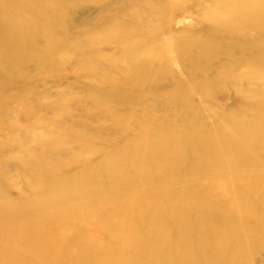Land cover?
Segmentation results:
<instances>
[{
  "label": "rangeland",
  "instance_id": "1",
  "mask_svg": "<svg viewBox=\"0 0 264 264\" xmlns=\"http://www.w3.org/2000/svg\"><path fill=\"white\" fill-rule=\"evenodd\" d=\"M57 1L0 0V54L12 45L15 27L24 28L22 43L30 51L17 68L0 55V229L24 233L36 225L44 234L47 221L73 214L77 227L106 209L109 218L144 231L150 213L140 211L139 200L218 183L213 220L229 206L238 210L230 222L244 228V262L264 264V244L252 249L240 208L241 194L252 186L247 177L264 181V135L241 134L253 116L249 104L264 102V80L236 77L246 69L264 72V19L247 21L225 0H62L56 12ZM163 132H209L216 150L203 151L208 161L176 153L166 174L158 167L139 173L130 163L120 180L103 172L101 180L85 182L82 195L55 191V183L83 167L103 166L108 155H139V139L153 148ZM177 136L179 150L184 140ZM257 191L261 197L264 189ZM66 223L60 220L58 228ZM102 224L91 230L114 251L118 239ZM72 245L56 251L57 264L77 250ZM8 249L6 260L38 264L22 243ZM53 254L46 264H54Z\"/></svg>",
  "mask_w": 264,
  "mask_h": 264
},
{
  "label": "bare ground",
  "instance_id": "2",
  "mask_svg": "<svg viewBox=\"0 0 264 264\" xmlns=\"http://www.w3.org/2000/svg\"><path fill=\"white\" fill-rule=\"evenodd\" d=\"M13 1L15 4L16 0ZM225 3L229 10L241 15L247 21L264 19V0H225ZM52 5H56L54 6L56 12H60L63 1H57ZM39 17L42 18L41 15ZM18 22L21 23L19 20ZM15 28L17 29H14L15 37L12 45L2 47V55H0L3 64L8 65L7 63H9V65H12L11 67L17 68L30 51L22 43L26 34L21 31L24 28ZM3 37L4 35L1 34V43ZM260 72L246 69L236 73V77L258 76V78L264 80V72ZM229 74L227 71V75ZM249 108L253 116L250 121L244 124L241 134L244 138L250 139L252 132L258 138H262V135H264V102L254 100L249 104ZM176 135H178L177 138L182 137L184 140V145L179 150L173 144V138ZM156 139V146L153 148L148 146L147 148L143 139L137 140L136 142H140L135 145V150L140 153L139 155L135 156L134 152L132 155L130 153L108 155L101 167H83L75 175L55 183V191L76 189L82 195L88 191V188L84 187L85 182L93 178L101 180L103 172H107V176L112 180H120L128 173L130 163L135 164L139 173L147 175L153 168L158 167L161 170L164 169V174H166L168 170L172 169V156L176 153L184 154L186 152L197 159L208 161L203 151L207 148H212L213 151L216 150V141L209 132L200 134L184 133V135L181 132H163ZM226 141L229 143L231 140ZM123 171L124 176L120 174L121 172L123 174ZM247 180L252 186L241 194L242 204L240 208L246 218L245 226L251 240L250 244L252 249L255 250L261 248L264 244V191L261 197L257 195L260 192L257 191L258 189H264V181L262 183L257 182L252 176H248ZM216 184L201 183L198 189H184L174 193L170 191L156 192L151 194L148 199L139 200L140 211L150 213L149 224L144 231L137 230L134 223L126 222L120 217L109 218L106 209L93 211L95 213L91 214L82 225L77 227L72 222L74 215H67L62 218L68 222V224L66 223L67 228L64 230L58 228V222L62 219L47 221L44 234L39 232L36 225L28 226V230L24 233L19 228L12 230L0 229V255H3L6 251L7 254H10L8 248L22 243L23 247L28 249L27 251L34 252L35 258L40 264L50 258L49 256L47 259L49 254H55L57 250L71 242L74 243L72 246L77 247V250L66 253V258H62L63 264H244V261H247L244 243L241 240V234L244 232L242 229L244 230V228H241L237 222H230L233 217V219H237L238 210L236 211L234 207L229 206L224 217H220L217 222L213 220L220 207L218 201L214 198ZM42 197L40 200L47 203L48 196ZM8 203L13 213L18 212L13 201ZM101 221H104L105 225L102 224L103 226L114 231L115 235L113 237L116 236V239H118V245L114 251L109 250L107 243L98 242L95 236L96 227H99L98 223ZM91 228H95V230L92 231ZM105 232V235L109 237V232ZM67 235H71L72 239L68 240ZM247 248L249 250V247ZM143 253H147L148 261L144 260ZM53 255L51 257L55 262H51L57 264L59 254ZM4 256H2V259L0 257V264L32 263L31 261L26 263L25 260L21 261V259L18 260L19 262L6 260Z\"/></svg>",
  "mask_w": 264,
  "mask_h": 264
}]
</instances>
